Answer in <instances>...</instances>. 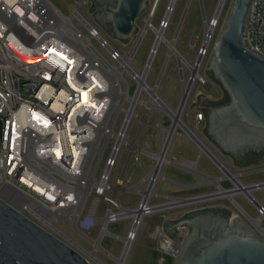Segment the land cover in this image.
Segmentation results:
<instances>
[{"label": "built area", "instance_id": "built-area-1", "mask_svg": "<svg viewBox=\"0 0 264 264\" xmlns=\"http://www.w3.org/2000/svg\"><path fill=\"white\" fill-rule=\"evenodd\" d=\"M229 1H224L216 19L217 9L215 11L211 22L215 24V30L222 21ZM74 2L70 16H66L50 0H0V119L3 124L0 200L90 262L86 250L71 240L59 225L69 221L73 229L87 233L100 220L109 217L108 224L119 220L114 216L120 213L117 196H108L107 191L123 146L121 144L117 148L118 140L115 137V134L121 133L122 127L116 132L118 114L112 121V112L106 118L111 107L109 90L101 82L103 77L94 72L118 65L123 57L83 13L90 2ZM157 5L153 7L154 12ZM74 20L81 29L74 24ZM93 41L107 52L113 62L95 48ZM249 42L254 50L264 55V0L254 3ZM210 43L200 51L203 56L200 70L211 54ZM89 55H94L93 59H87ZM198 80L202 85L207 84L201 75ZM91 82L93 84L89 87ZM116 83L120 88L119 82ZM95 84L99 88L95 89ZM80 89H87L98 104L96 114L101 118L97 123L93 122L91 110L81 106ZM204 121L203 113L194 116L197 128ZM196 137L199 139L197 134ZM111 139L115 140V144L110 155H107ZM202 154L200 151V156ZM204 155L221 173L219 177L202 174L208 182L218 181L217 190L188 198H169L154 207L174 201L209 198L221 191L234 190L232 196H221L202 203L229 200L236 208L232 212L246 221L264 240V218L258 222L264 215V205L256 197V193L264 190V181L246 184L241 180L242 174H235L211 151L209 155ZM102 164L105 167L100 175ZM186 169L194 172L191 168ZM103 181H106L105 187L100 188L98 185ZM95 189L100 193L99 200L92 192ZM238 196L244 197L255 209L256 218L241 212L235 205ZM90 197L94 201L86 209ZM101 201L107 204L102 215L98 214ZM177 208L180 207L172 209ZM116 209L118 212H115ZM188 232L187 227H179L173 240L163 226L158 228L156 251L160 264H166L167 258L175 262L178 260Z\"/></svg>", "mask_w": 264, "mask_h": 264}, {"label": "rangeland", "instance_id": "rangeland-1", "mask_svg": "<svg viewBox=\"0 0 264 264\" xmlns=\"http://www.w3.org/2000/svg\"><path fill=\"white\" fill-rule=\"evenodd\" d=\"M50 1L66 16H70L71 8L75 5L74 0ZM218 1L219 0H178L174 12L168 21L166 20L167 9L170 7L172 1L159 0L157 5V0H150L148 9L137 21L138 30L136 35L129 42H118L114 40L106 30L98 25L90 15L89 10L92 8L91 4L86 6L84 10L86 12L83 11V13L110 43L115 46L123 59L130 63L131 68L137 74H142L146 68L157 37L156 29H163L166 38L170 41L177 37L175 48L184 60L181 61L176 55H171L169 57V47L163 43L157 51L152 69L146 80L148 88L157 89L160 98L163 99L169 107L177 109L182 98L184 82L186 79L191 78L193 74L192 66L199 62L200 51L206 48V26L208 23L212 22L218 6ZM229 3L230 1L228 2V6ZM154 5H157L155 12L153 11ZM228 6L223 13L222 21L215 30L213 39L210 43L209 50L211 51L219 34ZM185 10H187L185 19L182 22ZM150 20L151 26H153L146 30L148 21ZM163 22L166 24L168 23V25L165 26ZM74 24L81 29V26L76 20H74ZM83 32L85 33V31ZM93 45L106 59L113 62L107 52H105L96 41H93ZM210 55L211 54L206 58L200 70V75L207 81V84L202 85L199 80L196 82L182 119L235 174H242V182L249 184L264 181V171H257L258 169H264V161H259L258 164L244 169L238 168L233 161L223 154L206 136L204 132L206 126L205 121L199 128H197L194 122V116L198 113H202L201 111L190 112L199 89L203 95H210L214 99H220L224 96V91L221 86L214 82L207 73ZM116 81H118L120 85V95L116 98L117 100L115 103L118 104V108L112 111L111 121L117 114L119 115L116 127V132H119L126 116L128 118V111H130L132 107L129 99L134 95L138 82L136 77L125 70H121ZM150 97L148 92H143L140 94L141 103H136V107L133 108L132 121L130 125H128L129 128L125 134L126 143L123 144L118 156L117 164L111 174L109 182L110 189L107 191L108 196H117L119 204L128 211L138 210L141 204L154 207L165 203L169 198H188L216 191L217 183L204 180L203 176L196 172L197 167L196 170H193L196 174L194 172V174L185 172L186 170L190 171L189 169L183 168V171L177 167L180 164H184L183 162L187 160L198 161L199 165L197 166L200 172L212 177H219L221 175L220 171L206 155L202 154L200 156V151L197 146L190 138L184 135L181 128H178V134L174 136L169 148L167 155L168 163L164 164L161 171L162 177L157 179L153 188V194L150 198H145L144 193H146L149 186L147 178L154 171L156 166L155 156L161 153L164 147V129L169 126L171 122V118L165 110L158 107L147 110V106L144 105L143 102L149 101ZM120 106L124 109L120 108ZM135 143L136 148L133 147ZM114 144L115 140L111 139L109 148L107 149V155H110ZM104 167V164H102L99 171L100 175ZM122 174H124L125 177L122 178ZM178 176L187 181L201 180L202 185L201 187L193 189H181L167 180L176 179ZM256 197L264 205V190L256 193ZM92 201H94L93 197L87 200L86 209L89 208ZM236 202L251 217H257V212L244 197H236ZM106 207L107 204L101 201L98 205V214H104ZM214 207H224L231 211H236L232 202L223 199L220 201L198 203L177 209L155 212L144 217L141 216V224L137 230L125 264H160L159 255L156 251L158 228L163 226L166 220H178L187 213ZM115 212H118V210L116 209ZM134 222L133 217L126 216L122 220L109 223L106 228L100 220L98 224L87 233H82L78 229H73L69 221L61 222L59 228L64 231L71 240L75 241L86 250L85 253H87V257L92 264H118V259L122 256L125 247V239L132 235L131 230ZM104 229L107 231L106 234H104ZM95 253L96 255L93 256ZM166 264H176V262L171 258H167Z\"/></svg>", "mask_w": 264, "mask_h": 264}, {"label": "water", "instance_id": "water-1", "mask_svg": "<svg viewBox=\"0 0 264 264\" xmlns=\"http://www.w3.org/2000/svg\"><path fill=\"white\" fill-rule=\"evenodd\" d=\"M88 1L92 6L91 17L118 42H129L135 37L137 21L150 2ZM255 2L230 1L207 67L208 75L221 86L224 96L214 99L199 89L190 111L205 115L206 136L241 169L264 159V55L249 42ZM2 130L0 119V145ZM235 205L246 213L237 202ZM179 227H187L189 232L176 264H264V240L229 209L196 210L163 224L164 231L173 240ZM0 264L92 263L0 200Z\"/></svg>", "mask_w": 264, "mask_h": 264}, {"label": "bare ground", "instance_id": "bare-ground-1", "mask_svg": "<svg viewBox=\"0 0 264 264\" xmlns=\"http://www.w3.org/2000/svg\"><path fill=\"white\" fill-rule=\"evenodd\" d=\"M171 1H172L171 5H170V7H168V9H167L168 12L166 15V20H168V21L174 12L175 5H176L178 0H171ZM224 1L225 0H220L218 7H217L216 14L214 16V19H216L219 16L220 12L222 11L223 6H224ZM206 27H207V33H206V41H205L206 45H205V47H208L209 43L212 39L214 30H215V24L210 22L207 24ZM149 28H152L151 20L148 21V26L146 27V30H148ZM155 31H156L157 37H156V40L154 43V48H153V51L151 53L150 58L148 59L146 68L142 74H137L131 68L130 63L128 61H125L124 59H120L118 65L111 66L110 69H100L99 68L100 69L99 72H94V74L99 75L100 78L103 77L101 82H104L105 87H107L109 90V96L111 98V100H110L111 101V107L109 109L108 114L106 115V118L109 117V115L111 114V112L115 108H118V105L115 103V101L117 100L116 98L119 97V95H120V92H119L120 88L118 87V85L116 83V79H118V75L120 74L121 70H125L127 72H130V74H132L134 77H136V80L138 82V85H137V88H136L134 95L132 97H130V99H129L132 107H131V110L128 111V114L126 112V114L128 115V118L126 116L124 124L122 126L121 133L115 134V137L118 140L117 148L119 147V145L126 143L125 138L123 136L125 135V133L127 132L128 128H129L128 125H130V123L132 121L131 117H132L133 108L136 107L135 104L141 103L140 94H142L143 92L146 91L151 96L149 101L143 102L144 105L147 106V110H150L153 107H158L162 110H165L171 118V122H170L169 126L165 127V129H164L165 141H164L163 150L161 151V153H159L158 155L155 156L156 166L154 168V171L147 178L149 181V186H148V190L146 191V193H144L146 199H149L150 196L153 194V188L157 182V179L159 177H162L161 171H162L164 164L168 163L167 155H168L169 148L171 146V143L173 141L174 136L176 134H178V132H177L178 128H181V130H183V132H184V135L187 136L188 138L192 139L196 143V145L199 147L201 153L208 154V155L210 154V150L208 149L207 145L203 141L199 140L198 137H196L195 132H193L191 130V128L182 119V116L185 112L187 103H188V101L191 97L192 91L195 87L197 78L200 75V67H201L200 65L202 63L203 56L201 54L200 60H198L199 62L196 65L192 66L193 74H192L191 78L186 79L184 82V90H183L182 98H181V101H180L178 108L173 109V108L169 107V105L163 99L160 98V96L157 93V89L148 88V86L146 84V80H147V77L149 76L150 70L152 69V65H153L155 57L157 55V51L159 50L160 46L163 43L168 45V47H169V50H170L169 57L171 55H176L181 61H183L184 59L181 55H179L176 52L175 43H176L177 37L174 40L170 41L166 38L163 29H156ZM93 57H94V55H89V56H87V59L90 58V60H91V59H93ZM97 81L99 82V80H97ZM92 84H93V82H91L89 87L92 86ZM97 88H99V87L97 84H95V89H97ZM103 88H104V86H103ZM80 90L82 92L81 100H80L81 106H85L91 110V116H92L93 122L97 123L101 118V115L96 114V112H97L96 108H98V104L95 102V100H93V98L91 97V94L88 92L87 89H80ZM120 108H122V107L120 106ZM122 109H124V108H122ZM133 147L136 148V143L133 144ZM116 153L117 152L115 151L114 155H116ZM184 165L186 167L191 168L192 170H196L197 162L196 163L186 162ZM223 170L225 171L226 174L231 176L226 168H223ZM214 181L218 182L217 180H214ZM105 184H106V181H103V183L99 184L98 186L100 188H104ZM101 190H103V189H101ZM92 192L96 195L97 200H99L100 193H97L96 189L93 190ZM221 192L222 193L211 196L209 198H204V199L198 198V199H193L190 201H186V200L174 201L172 203L164 204V205H161L159 207L158 206L157 207H150L147 204H142L143 207L141 209L139 207V209L135 210V211L134 210L128 211V210L124 209V207L119 205L120 213L117 215H114V216L118 217L117 219H119V220H122L126 216L133 217L135 222H134V224L132 226L133 228L131 230L132 235H130L129 237H127V239H125V247L123 249L122 256L118 259V264H125L128 253L131 249V245L135 239L137 230L141 224V216L144 217V216L151 214V213H154L156 211H166V210L172 209L173 207H183V206L195 205L198 203H202L203 201L215 199V198H218L221 196H232L235 194L234 190L221 191ZM145 203H146V201H145ZM263 218H264V215L258 220V222L260 220H262ZM102 222L104 224V227L107 228L108 222H110L109 217L107 220H102ZM106 233H107V231H106V229H104V234H106ZM98 248L100 249L99 246H98ZM96 253H97V251H96ZM96 253L93 254V256L96 255Z\"/></svg>", "mask_w": 264, "mask_h": 264}, {"label": "crops", "instance_id": "crops-1", "mask_svg": "<svg viewBox=\"0 0 264 264\" xmlns=\"http://www.w3.org/2000/svg\"><path fill=\"white\" fill-rule=\"evenodd\" d=\"M185 162H194V163H196L197 162V165H199V162L198 161H190V160H187V161H185ZM185 162H183V163H185ZM180 165H182V164H180ZM177 166V165H176ZM179 169H181V170H183V168H189V167H186L185 165H183V167H180V166H177ZM186 170V169H185ZM184 171V170H183ZM197 171L199 172V173H201V174H205V173H203V172H200L199 171V168H198V166H197ZM185 172H187V173H191V174H194L193 172H191V171H185ZM196 174V173H195ZM123 175V176H122ZM121 176H122V178L123 177H125V175L124 174H122ZM208 175V174H207ZM210 176V175H209ZM168 181H170L172 184H174L176 187H178V188H181V189H193V188H196V187H201V180H197V181H187V180H185L184 178H182V177H180V176H178L176 179H167Z\"/></svg>", "mask_w": 264, "mask_h": 264}, {"label": "flooded vegetation", "instance_id": "flooded-vegetation-1", "mask_svg": "<svg viewBox=\"0 0 264 264\" xmlns=\"http://www.w3.org/2000/svg\"><path fill=\"white\" fill-rule=\"evenodd\" d=\"M232 161H233V163H234V160L233 159H231ZM260 161H264V159L263 160H260Z\"/></svg>", "mask_w": 264, "mask_h": 264}]
</instances>
